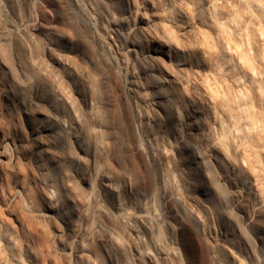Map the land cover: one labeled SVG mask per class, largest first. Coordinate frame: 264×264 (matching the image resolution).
I'll return each mask as SVG.
<instances>
[{"label":"rangeland","instance_id":"rangeland-1","mask_svg":"<svg viewBox=\"0 0 264 264\" xmlns=\"http://www.w3.org/2000/svg\"><path fill=\"white\" fill-rule=\"evenodd\" d=\"M0 11V264H264V0Z\"/></svg>","mask_w":264,"mask_h":264},{"label":"bare ground","instance_id":"bare-ground-1","mask_svg":"<svg viewBox=\"0 0 264 264\" xmlns=\"http://www.w3.org/2000/svg\"><path fill=\"white\" fill-rule=\"evenodd\" d=\"M1 11H3V10H1ZM0 11V12H1ZM4 15V14H3ZM4 19V18H3ZM2 25V24H1ZM4 28H6V27H4ZM3 28V29H4ZM55 61V60H54ZM58 61V60H57ZM33 64V63H32ZM39 110V109H38ZM32 128V127H31ZM43 133V132H42ZM44 134V133H43ZM41 136V135H40ZM44 136V135H43ZM4 138H5V136H4V134H2V133H0V139H1V141L2 140H4ZM41 138V137H40ZM35 139V138H34ZM37 140V139H36ZM37 142V141H36ZM41 142H42V140H41ZM45 143V142H44ZM37 145V144H36ZM7 152V151H6ZM7 154V153H6ZM10 156H11V154H10ZM2 157V156H1ZM9 157V156H8ZM2 167V166H1Z\"/></svg>","mask_w":264,"mask_h":264}]
</instances>
